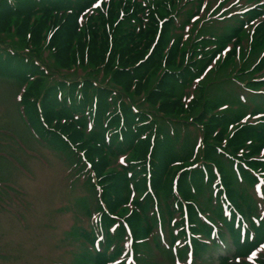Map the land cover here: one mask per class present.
Here are the masks:
<instances>
[{
    "label": "trees",
    "instance_id": "16d2710c",
    "mask_svg": "<svg viewBox=\"0 0 264 264\" xmlns=\"http://www.w3.org/2000/svg\"><path fill=\"white\" fill-rule=\"evenodd\" d=\"M94 1L0 0V140L35 159L56 153L81 181L72 213L104 250L83 243L73 264H126L132 252L134 264H160L152 242L171 264L232 248L220 264H251L254 250L264 264V0H195L188 33L176 27L184 1L151 0L147 13L146 2ZM208 67L216 75L203 80ZM4 148L5 186L23 161Z\"/></svg>",
    "mask_w": 264,
    "mask_h": 264
},
{
    "label": "rangeland",
    "instance_id": "374dc122",
    "mask_svg": "<svg viewBox=\"0 0 264 264\" xmlns=\"http://www.w3.org/2000/svg\"><path fill=\"white\" fill-rule=\"evenodd\" d=\"M182 1L187 4V8L176 19V27H184L186 33L192 32L193 27L188 26L198 22L205 1L214 4V0H200V3L203 2L200 9V3L195 0H175V3L178 5ZM136 2L147 3L146 0ZM220 5L218 3L216 10ZM140 8L142 13H147L148 3ZM178 28H170L166 34L173 45L179 38ZM185 39L186 37L181 38L183 48L190 44L184 46ZM219 50L220 57L231 51L229 45ZM206 70L210 73L203 80L216 75L215 70L212 71L210 67ZM189 90V87L184 90L188 96L183 97V100H192ZM7 93L8 86L0 85V97ZM199 94L200 92L194 91V97L198 98ZM0 115L2 116L1 112ZM14 127L21 129L19 124ZM24 136L22 135L23 138ZM0 142L5 146L4 154L8 152L9 158L23 161L19 164V172L11 173L14 184L6 185L11 190L0 184V264H71L81 254L82 247L76 240L73 241L69 233L77 227L87 228L86 219L71 211L84 195L81 183L69 180L67 169L56 153H44L35 159L32 154L23 155L11 140L1 139ZM229 253H233L232 249ZM222 254L225 255L224 252ZM214 257L217 259V256ZM155 258L162 260L158 255ZM212 261L209 263L220 264L217 260Z\"/></svg>",
    "mask_w": 264,
    "mask_h": 264
}]
</instances>
